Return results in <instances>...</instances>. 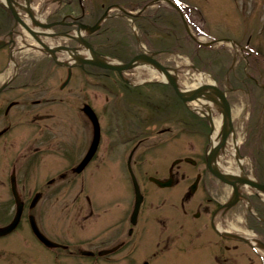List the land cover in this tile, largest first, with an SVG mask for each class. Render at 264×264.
I'll return each mask as SVG.
<instances>
[{"label": "flooded vegetation", "instance_id": "af4514ba", "mask_svg": "<svg viewBox=\"0 0 264 264\" xmlns=\"http://www.w3.org/2000/svg\"><path fill=\"white\" fill-rule=\"evenodd\" d=\"M151 1L0 0V264H264V194L242 190L228 205L232 188L206 169L209 133L198 161L176 157L157 177L171 186L147 176L152 189L139 184L138 125L103 124L92 108L99 128L94 144V127L83 111L91 106L87 100L74 108L65 141L56 125L45 123L54 118L48 110L55 99L43 96L48 78L41 62L26 61L23 53L29 48L49 57L32 34L56 46L58 35L73 33L76 22L93 25L105 12L118 19L135 12L134 19L153 28L154 6L138 11ZM92 36L85 39L101 53L107 44L94 45ZM249 43L239 48L251 67ZM65 44L78 45L71 39ZM252 69L258 72L255 63ZM259 79L250 77L260 86ZM179 123L158 132L169 134L171 147L187 133ZM182 163H204L189 187L180 186L187 179Z\"/></svg>", "mask_w": 264, "mask_h": 264}, {"label": "rangeland", "instance_id": "374dc122", "mask_svg": "<svg viewBox=\"0 0 264 264\" xmlns=\"http://www.w3.org/2000/svg\"><path fill=\"white\" fill-rule=\"evenodd\" d=\"M127 1L130 5H139L143 0ZM180 1L185 8L190 31L198 40L231 39L238 45L234 49L230 43L214 44L210 48L197 47L194 41L186 37L178 14L166 4L153 8L157 11L155 17L150 18L153 28L142 19H133V25L124 17L109 18L90 41L94 44L106 43L102 54L117 62H127L133 54L142 51L141 46L150 51H153V47L164 50L157 56L163 65L176 68L188 64L190 75L202 72L220 88L234 89L228 94V100L239 152L248 159L246 173L252 176L256 172L264 181V94L261 86L250 81V77L260 78V84L264 86V0ZM135 33L139 36L140 43L136 41ZM143 33L148 36L152 48L141 39L140 35ZM169 33L180 38V44L174 42ZM248 39V47L257 54L250 58L251 67L246 65V54L239 48L245 46ZM59 41L64 44L67 40L62 38ZM23 55L26 61L39 60L44 81L48 78L43 83V96L55 99L50 107L52 109L48 110L54 118L45 123L58 127L60 141L67 139L68 124H71L74 116L73 110L83 100L91 104L103 124H129L134 125L133 129L139 126V138L142 139L139 147L140 186L154 189L155 185L146 179L147 176L161 178L166 175L174 158L198 161L197 153L204 151L205 135L209 133L205 118L182 103L169 85L161 82L134 84L124 76L130 81L127 85L115 72L85 66L86 72L73 68L69 83L61 87L67 77L65 67L55 65L50 58L42 57L35 51H26ZM58 55L66 60V54ZM254 63L258 72L252 69ZM87 75L90 76L89 79L86 78ZM188 77L191 83L194 82L191 76ZM116 109H122L124 115L115 113ZM217 115L220 116L219 113ZM179 122L186 125L187 133L181 135L180 144L171 147V142L174 141L167 140L169 134L158 132ZM77 123L75 119L73 124ZM189 129H197L198 132L191 133L188 132ZM198 167L204 169V163ZM198 167L182 163L179 168L186 172L187 179L180 186L189 187L193 183Z\"/></svg>", "mask_w": 264, "mask_h": 264}, {"label": "water", "instance_id": "95a60500", "mask_svg": "<svg viewBox=\"0 0 264 264\" xmlns=\"http://www.w3.org/2000/svg\"><path fill=\"white\" fill-rule=\"evenodd\" d=\"M157 2V1H156ZM170 2V1H168ZM180 14V17L182 19L183 25L188 33V35L196 42H198L195 37L190 33L188 25L183 17V14L179 11L177 7H175L172 3H170ZM108 17L107 12L92 26L82 24L79 22H76L77 29L75 31V35H70L69 33H61L60 36L73 39L75 40L79 46L77 47H68V46H63V45H58L54 48H49L46 46L40 39L36 38L34 34V38L36 39L37 43L40 44V46L43 48L42 52L44 54H47L51 57V59L60 66H66L68 68V76L65 81L66 82L69 80L70 75H71V68L74 66H79L83 67L85 64H90L95 67L105 69V70H110L114 71L118 74V76L121 78L122 81L125 83H129L128 79L124 77V73L132 71L134 68L137 66H140L142 64H149L152 66L157 72H161L164 77L165 81L162 83L168 84L171 86L173 89L174 93L176 96L185 104L187 105L189 102H205L207 103L208 107L207 109L213 108V113L217 112L221 116V128L218 133V141L217 144L214 146L209 147V149L206 152V168L207 170L218 180L221 182L229 185L232 190H233V196L231 201L229 202L228 205L236 203L238 201V197L240 195V187H249L251 189H254L260 193L264 194V184H261L257 182L254 179H250L249 177L245 176L244 174L241 176H235V175H230L224 172H221L216 166V159L218 158V155L221 151L222 148L225 147L226 142L229 138L230 135H232L233 132V126H232V116H231V109L229 102L227 101L226 98V92L220 90L216 84H205V85H199L193 89H190L189 91H183L180 90L177 80L174 76L171 75L170 70L174 71L176 68H170L167 66H164L162 63L159 62L154 56L158 55L159 52H152V53H140L138 55H135L132 57L128 62L126 63H121V62H115L113 60H110L103 56L102 54L96 52L93 48V46L88 43L84 39V35L87 34H92L96 32L102 21ZM43 26V25H41ZM223 41L228 42L230 40L224 39ZM200 43V42H198ZM215 43V41H211L208 43H201L205 46H208L210 44ZM59 52H64L66 53L70 59L71 62L68 61H61L57 57V53ZM81 52H84L86 55L83 56ZM191 68L195 71H198L194 66H191ZM145 83H150L145 82ZM201 106H204L202 103H200ZM188 106V105H187ZM192 110V109H191ZM84 113L88 116L90 119L94 131H95V143L98 141V121L96 118L95 113L91 109L90 106L85 105L83 108ZM194 111V110H193ZM210 113V111H209ZM216 113V114H217ZM209 122L210 124V134L213 132V120H212V115H203ZM237 155L238 154V149H236ZM89 158V157H88ZM186 161H189V159H186ZM87 161H85L86 163ZM84 163V164H85ZM83 164V165H84ZM153 182L158 184L161 187L165 186H170L171 183L168 180L167 182L160 181L155 178H151ZM137 188L138 186L135 185ZM227 205V206H228ZM17 218L14 223H12L10 226L7 227V231L12 230L16 224Z\"/></svg>", "mask_w": 264, "mask_h": 264}, {"label": "bare ground", "instance_id": "6f19581e", "mask_svg": "<svg viewBox=\"0 0 264 264\" xmlns=\"http://www.w3.org/2000/svg\"><path fill=\"white\" fill-rule=\"evenodd\" d=\"M44 39V37H42ZM43 41V40H42ZM48 46H55L53 40H44ZM31 42V41H30ZM44 43V42H43ZM30 44V43H29ZM49 48H54V47ZM56 47V46H55ZM188 64H182L176 67V70H170L172 76H174L177 80L178 86L180 90L189 91L199 85L212 84L210 77L202 72H196L195 75L189 74ZM125 77L130 78L132 83H145V82H163L165 81V77L161 72H157L152 66L149 64H142L137 66L130 72H126L123 74ZM188 76H191L194 82L191 83ZM202 103L204 106H201ZM188 107L194 110L196 113L201 115H212L213 120V132L210 136V144L214 146L218 141V133L221 128V117L219 115H215L213 113V108L207 109L208 105L205 102L199 100V102H189ZM210 111V113H209ZM238 114V113H237ZM236 114V115H237ZM238 140L235 139V134L232 133L230 138H228L226 145L221 149L218 158L216 159L215 166L224 173L241 176L245 174L244 169L248 163V159L240 158L236 149L238 148ZM251 177V176H249ZM247 190V189H245Z\"/></svg>", "mask_w": 264, "mask_h": 264}]
</instances>
